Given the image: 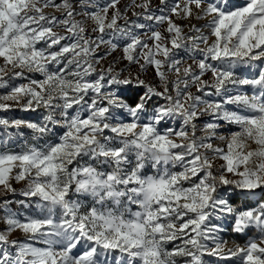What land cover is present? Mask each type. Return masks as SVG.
<instances>
[{
  "label": "snow or ice",
  "instance_id": "1",
  "mask_svg": "<svg viewBox=\"0 0 264 264\" xmlns=\"http://www.w3.org/2000/svg\"><path fill=\"white\" fill-rule=\"evenodd\" d=\"M0 90V264H264V0H0Z\"/></svg>",
  "mask_w": 264,
  "mask_h": 264
},
{
  "label": "rangeland",
  "instance_id": "2",
  "mask_svg": "<svg viewBox=\"0 0 264 264\" xmlns=\"http://www.w3.org/2000/svg\"><path fill=\"white\" fill-rule=\"evenodd\" d=\"M122 2H123V0H122ZM155 2H158V0H155ZM192 23H197V22H196V21H192ZM199 23H203V21H200ZM186 30H187V29H186ZM113 55H119V52H117V53H113ZM108 59L111 60L112 57L109 56ZM206 78H207V77H206ZM4 91H5V90H0V94H3ZM0 115H3V114L0 113ZM14 115H15L17 118H19V117H25V116H28L29 114H27V113H23V112H19V111H16V112L14 113ZM30 115H31L32 118H35V117H36V114H30ZM16 150L19 151V147H17ZM14 187H16L17 189H20V188L22 187V185H18V184H15V183H14ZM10 198H12V197H10ZM18 198H19V197H15V199H18ZM13 207H16V206L13 205ZM226 227H228L227 224H226ZM229 229H230V227H228V231H229ZM228 231L224 234V239L228 241V245H227L228 247H234V243H235V244H240V245H243V244H244V243H237V242H234V241H230V240H228V239H227L228 236H229ZM231 233H232V232H231ZM233 234H234V233H233ZM19 235H20V233H16V234H14L13 238H15L16 236H19ZM248 235L251 236V235H253V233H252V232H249Z\"/></svg>",
  "mask_w": 264,
  "mask_h": 264
},
{
  "label": "trees",
  "instance_id": "3",
  "mask_svg": "<svg viewBox=\"0 0 264 264\" xmlns=\"http://www.w3.org/2000/svg\"><path fill=\"white\" fill-rule=\"evenodd\" d=\"M228 234H229V236H228L227 239L230 240V241H234V242H237V243H244L245 242L246 238L242 237V236H240L238 234L231 233V228L229 229Z\"/></svg>",
  "mask_w": 264,
  "mask_h": 264
}]
</instances>
